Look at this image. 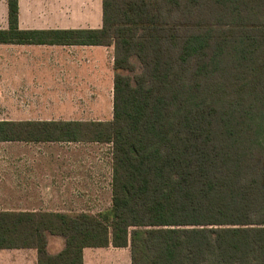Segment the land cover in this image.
Returning a JSON list of instances; mask_svg holds the SVG:
<instances>
[{
    "label": "trees",
    "instance_id": "trees-1",
    "mask_svg": "<svg viewBox=\"0 0 264 264\" xmlns=\"http://www.w3.org/2000/svg\"><path fill=\"white\" fill-rule=\"evenodd\" d=\"M18 14L8 0L0 43L114 47L113 118L0 122V142L110 145L112 204L0 211V250L34 249L37 264L109 247L131 264H264V0H102L100 29L25 31Z\"/></svg>",
    "mask_w": 264,
    "mask_h": 264
},
{
    "label": "crops",
    "instance_id": "crops-1",
    "mask_svg": "<svg viewBox=\"0 0 264 264\" xmlns=\"http://www.w3.org/2000/svg\"><path fill=\"white\" fill-rule=\"evenodd\" d=\"M86 1L18 0L19 29H100L102 6ZM8 27V0H0V30ZM114 76L113 46L0 43V122L110 121ZM103 145L0 142V211L86 213L102 206L112 193V167L98 155ZM53 237L48 251L57 254L65 242L55 239L51 252ZM102 249H85L84 264ZM0 264H37V251L0 250Z\"/></svg>",
    "mask_w": 264,
    "mask_h": 264
},
{
    "label": "rangeland",
    "instance_id": "rangeland-1",
    "mask_svg": "<svg viewBox=\"0 0 264 264\" xmlns=\"http://www.w3.org/2000/svg\"><path fill=\"white\" fill-rule=\"evenodd\" d=\"M83 0H73V2H75V5L77 3H81ZM86 3H88L92 8L95 7V5H100L102 6V0H88L86 1ZM94 13H91V15L93 16ZM76 19H80L79 17H76ZM73 19V20H76ZM137 63V71L135 73H139L140 72V65L137 61H135ZM131 76H134V74H130ZM98 155L100 156L101 160H103V166L104 168L111 167V146L109 145H103L102 148L98 151ZM109 171V169H108ZM108 179V178H107ZM111 189V188H110ZM111 197H112V193L110 194V198H109V191L108 194L106 193V197H104L102 199L101 205L98 208H91V209H87L86 213L91 214V215H95L97 216L99 213L103 212L106 213L108 210H110L111 208ZM67 212V214H71V215H77V214H81L84 213L82 210H65ZM102 214V213H101ZM99 214V215H101ZM54 240H51V246H50V251L51 252H55L58 247L59 244L55 239H60L64 242L63 238L61 237H53ZM87 264H131V258H130V249H117L114 247H109L107 249H102V250H92L89 252L88 254V261Z\"/></svg>",
    "mask_w": 264,
    "mask_h": 264
}]
</instances>
